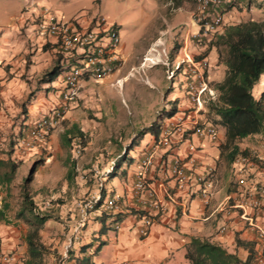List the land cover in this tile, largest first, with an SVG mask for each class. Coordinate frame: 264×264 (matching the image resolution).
I'll use <instances>...</instances> for the list:
<instances>
[{
	"label": "crops",
	"instance_id": "0c3cea01",
	"mask_svg": "<svg viewBox=\"0 0 264 264\" xmlns=\"http://www.w3.org/2000/svg\"><path fill=\"white\" fill-rule=\"evenodd\" d=\"M259 1L264 3V0ZM22 4L20 10L7 16L6 23L0 30V162L6 159L16 160L10 158L11 149L7 154L2 148L8 130L14 131V137L21 120L28 121L60 104L61 73L49 82L36 84V80L53 65H57L60 71L64 57L58 53L52 38L39 37L35 32L33 19L40 7L35 6L32 0H23ZM251 7L249 10L253 11ZM229 13L231 22L228 23H235L232 20H237V15L241 20L258 19L261 15L264 18L259 8H256V14L243 10L235 15L228 10L224 15ZM78 21L83 26L90 22L85 16ZM150 39L149 37L146 42ZM206 58L209 62V83L219 82L223 78L224 65L217 62L214 47ZM117 72L116 69L111 76ZM261 76L263 75H260L251 89L255 98L263 86ZM168 84L172 89L168 97L172 95L179 98V109L189 107L185 94L176 88L177 84H170L169 80ZM29 90H34L33 94L25 106L21 120L15 125L12 122L18 112V103ZM72 107L70 104L67 110L69 115H64V118L74 119L75 110ZM207 118L213 122L216 117L210 114ZM213 124L217 132L215 141L195 135L176 136L170 148L160 147L157 150L149 167V178L153 183L160 182L172 199L161 194L160 200L165 209L154 213L146 233L138 235L136 227L140 222L130 197V188L139 158L153 140V134H144L138 144L129 150L132 163L126 168L123 177L104 181L105 191L118 196L119 212L111 214L101 209L94 211L71 245L70 254L86 259V264H189L184 258V246L191 237H200L234 253L241 261L249 257V264H255L254 258L260 246L249 223L251 220L255 223L262 222L264 210L255 213L248 204L243 209L229 206L246 200L253 185L264 180V131L238 140V150H245L246 155L243 157L236 154L233 160L228 161L226 151L221 154L219 149L223 140V128L214 122ZM54 135L55 129L49 136V142L53 141ZM189 153L195 159L193 166L189 163L185 165L190 175L189 183L183 188H177L169 173L170 163L174 157L183 160ZM207 167L212 169V186L208 202L203 203L192 176L202 173ZM13 182L14 180L9 186ZM89 188L90 185L87 184L81 189L87 191ZM7 193L6 185L0 184V200L3 201L0 208L4 217ZM222 202H226V205L219 207L218 204ZM67 213L70 224L74 208H67L65 218L68 217ZM15 221L17 219L11 223L4 218L0 219V251L11 252L15 256V264H23L27 259L24 241L26 230L22 225L14 224ZM114 225H117V229H114ZM221 227L224 229L221 230Z\"/></svg>",
	"mask_w": 264,
	"mask_h": 264
},
{
	"label": "rangeland",
	"instance_id": "374dc122",
	"mask_svg": "<svg viewBox=\"0 0 264 264\" xmlns=\"http://www.w3.org/2000/svg\"><path fill=\"white\" fill-rule=\"evenodd\" d=\"M248 1L237 2L229 10L235 15L243 10L256 14L254 6L251 5L252 7L249 6L247 9L244 5ZM22 2L23 0H0V30L9 14L22 8ZM32 2L37 7L47 5L59 21L78 20L82 16L89 20L102 17L105 22L115 25L119 45L122 46L121 52L125 58L114 76L111 74L103 80L89 79L85 84L82 83L79 97L71 104L75 110L74 119L62 120L55 128L53 141L49 142L48 138L45 151L41 154H32L25 160H15L18 167L14 182L9 186L5 198L4 219L9 223L17 219L15 215L20 206L17 182L28 175V168L32 167L24 188L37 210L51 215L38 229L39 239L46 249L38 259V264H51L64 244L69 224L67 221L69 213L65 218V212L67 208H74L77 200L85 198L95 189L97 172L109 168L111 164L109 161L113 162L122 148L127 147L131 137L151 120L156 118L162 123L166 119L162 117L163 110L169 109L170 106H175L174 113L181 110L179 98L172 95L168 97L172 89L168 80L164 78L163 65L158 64L152 68L144 66L142 70L137 68L150 42L164 32L168 57L173 50L182 46L183 41L188 51L208 55L212 46L208 48L207 42L212 35H208L207 39L200 42L186 36L185 22L188 21L193 0H32ZM250 7L253 11L249 10ZM237 16L241 20V17ZM228 22H231L230 13L224 15V23ZM198 29L197 24L190 23L189 33L194 34ZM149 37L151 39L146 42ZM130 67H134L135 70H131L119 86L112 84L115 79L124 77ZM139 75H146L154 88L144 84ZM261 75L264 82V74ZM179 78L180 74L177 72L172 83L177 84ZM176 88L185 94L180 84H177ZM19 104L12 122L15 125L24 114L21 113ZM64 115L68 116L69 111L66 110ZM204 115L207 117L210 113L205 112ZM70 124L76 125L83 138H79L76 133H73V136L68 134L69 143L63 144L60 135ZM13 132L8 130L3 141L2 148L7 154L13 142ZM76 139L84 140V146L81 154L74 158L71 149ZM87 184L90 188L87 191L82 190L81 188H85ZM2 205L1 199L0 206ZM14 224L22 225L25 233L30 230L29 225L21 219H17Z\"/></svg>",
	"mask_w": 264,
	"mask_h": 264
},
{
	"label": "built area",
	"instance_id": "2783aa9c",
	"mask_svg": "<svg viewBox=\"0 0 264 264\" xmlns=\"http://www.w3.org/2000/svg\"><path fill=\"white\" fill-rule=\"evenodd\" d=\"M223 0H193V7L188 14L186 36L197 41L206 39L208 35L217 32L223 24ZM199 26L196 33H189L190 23ZM36 34L42 38H52L57 51L64 60L61 68L60 104L45 113L20 122L11 145L10 158L26 159L30 155L40 153L47 147L51 132L59 126L69 104L79 95L82 82L93 79L108 78L114 70L124 62L119 45L115 25L105 22L102 17H94L89 25L83 26L77 19L68 21L57 20L48 6L42 5L33 19ZM163 65L166 79H173L178 72L179 82L185 91L189 107L181 109L167 117L160 125L159 132L143 150L138 168L134 173V180L130 188V197L136 216L140 224L136 227L138 235H144L152 222L154 213L161 212L165 206L161 203V194L172 199L170 193L160 183H153L149 178V167L160 147L170 148L174 139L185 135H195L215 141L217 132L215 125L205 115V104L214 100L215 90L208 84V60L205 56L194 55L186 49L185 41L179 47L171 60L168 59L164 32L152 40L137 68H151ZM134 67H130L124 77L117 78L112 84L120 85ZM140 80L149 87H153L146 75H139ZM80 139L72 144V157L81 154ZM112 164V161H109ZM186 163L194 165L195 159L189 153L185 159L174 157L169 166V173L177 188L188 185L190 175L186 171ZM110 164V166H111ZM97 172L95 189L85 198L74 203L73 221L68 225L64 237V244L51 264H77L76 257L70 254V247L79 237L81 229L90 219L91 214L98 209L111 214L119 212L118 196L104 189L105 174L110 169ZM264 170V167H262ZM96 173V171H95ZM212 169L205 168L202 173H195L192 177L198 186V194L207 203L210 197ZM159 186V187H158ZM160 190L161 192L159 193ZM248 204L255 213L264 210V180L255 183L252 192L246 200L234 202L229 207L243 209ZM226 202L218 206H225ZM260 249L254 258L255 264H264V216L262 222L250 221ZM117 229V225H114ZM221 230L224 227L220 228ZM0 264H15V256L11 252L0 251Z\"/></svg>",
	"mask_w": 264,
	"mask_h": 264
},
{
	"label": "trees",
	"instance_id": "16d2710c",
	"mask_svg": "<svg viewBox=\"0 0 264 264\" xmlns=\"http://www.w3.org/2000/svg\"><path fill=\"white\" fill-rule=\"evenodd\" d=\"M242 0H223L224 11ZM252 2V3H251ZM261 9L264 15V3L259 0H249L244 4ZM208 48H215L217 62L224 65L223 78L219 82L210 83L216 91V98L206 103L207 112L214 115V123L223 128V140L219 144L220 153L226 151V159L233 160L236 154L243 157L245 150H238L236 142L246 136L264 131V82L258 97H253L251 89L257 83L261 74H264V18L241 20L235 23L224 24L220 32L213 34L207 42ZM59 74L57 65L41 74L36 84L51 81ZM35 90V89H34ZM29 90L20 102L21 113H25V106L33 94ZM176 111L175 106L163 110L162 117H170ZM161 121L154 118L150 123L140 129L131 137L127 147H123L117 158L114 159L110 169L105 174V180L113 177H123L126 168L132 163L128 151L136 146L144 134L156 136ZM76 133L79 138L83 134L76 125L70 124L61 135V143H69V137ZM71 134L70 136H67ZM84 146V140H81ZM18 164L6 159L0 162V184H9L14 179ZM33 169L28 168L29 172ZM26 175L17 182L20 191V206L15 217L29 225L30 230L25 234L24 241L27 250V259L23 264H36L40 256L46 252L45 246L39 239L38 229L51 217L50 214L39 212L27 191L24 183L29 179ZM0 208V219L4 218ZM184 258L189 264H249L250 258L241 261L234 253L208 241L205 238L191 237L184 246ZM77 264H86L87 260L76 258ZM83 260V261H82Z\"/></svg>",
	"mask_w": 264,
	"mask_h": 264
},
{
	"label": "clouds",
	"instance_id": "9594fccd",
	"mask_svg": "<svg viewBox=\"0 0 264 264\" xmlns=\"http://www.w3.org/2000/svg\"><path fill=\"white\" fill-rule=\"evenodd\" d=\"M222 12H223V15H224V13L226 12V11H224V8H223V7H222ZM90 21H91V20H90ZM89 23H90V22H89ZM224 24H225V23H224V16H223V24H222L221 28H220L217 32H220V31H221V29H222V27H223ZM214 33H216V32H214ZM214 33H212L211 35L213 36ZM189 38H191V37H189ZM211 38H212V37H211ZM211 38H210V39H211ZM191 39H193V38H191ZM206 39H207V38H206ZM210 39H209V40H210ZM165 40H166V39H165ZM193 40H194L195 42H200V41H197V40H195V39H193ZM209 40H208V41H209ZM151 42H152V41H151ZM151 42H150V43H151ZM165 43H166V42H165ZM165 45H166V44H165ZM178 48H179V47H178ZM178 48H177V49H178ZM166 49H167V48H166ZM177 49H176V50H177ZM121 50H122V46H121ZM176 50H175V51H176ZM175 51H174V53H175ZM121 53H122V52H121ZM193 54H194V55H200V56H205V57H206L205 54L198 53V52H195V53H193ZM122 55H123V53H122ZM173 55H174V54H173ZM123 57H124V55H123ZM172 57H173V56H172ZM169 58H170V56L168 57V59H169ZM206 59H207V58H206ZM124 60H125V58H124ZM208 64H209V62H208ZM156 66H157V65H156ZM61 68H62V67H61ZM61 68H60V71H59V72H61ZM119 68H120V67H119ZM151 68H152V67H151ZM117 69H118V68H117ZM208 70H209V68H208ZM114 71H115V70H114ZM114 71H113V72H114ZM113 72H112V73H113ZM207 74H208V72H207ZM164 78H165V76H164ZM165 79H166V78H165ZM102 80H103V79H102ZM167 80L170 81V84L172 83V79H167ZM97 81H98V80H97ZM83 82H84V81H83ZM83 82H82V83H83ZM177 84H180V85L182 86L181 82H178ZM208 84L211 86V84L209 83V81H208ZM148 87H149V86H148ZM211 87H212V86H211ZM151 88H154V87H151ZM212 88H213V87H212ZM213 89H214V88H213ZM214 90H215V89H214ZM215 92H216V91H215ZM185 96H186V95H185ZM77 98H78V97H77ZM77 98H76V99H77ZM215 98H216V97H215ZM75 101H76V100H74L73 102H75ZM73 102H71L70 104H72ZM70 104H69V106H70ZM205 105H206V104H205ZM68 109H69V108H68ZM68 109H67V110H68ZM205 112H206V114H207L206 106H205ZM63 118H64V116H63ZM166 118H167V117H166ZM62 120H63V119H62ZM62 120H61V122H62ZM21 121H22V120H21ZM212 123H213V122H212ZM59 125H60V124H59ZM57 127H58V126H57ZM57 127H56V128H57ZM49 136H50V135H49ZM11 145H12V144H11ZM81 146H82V145H81ZM10 149H11V146H10ZM45 150H46V149H45ZM45 150H44V151H45ZM81 151H82V150H81ZM9 152H10V151H9ZM29 157H30V156H29ZM29 157H28V158H29ZM26 159H27V158H26ZM16 160H20V159H16ZM23 160H25V159H23ZM111 165H112V164H111Z\"/></svg>",
	"mask_w": 264,
	"mask_h": 264
}]
</instances>
